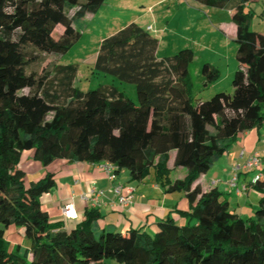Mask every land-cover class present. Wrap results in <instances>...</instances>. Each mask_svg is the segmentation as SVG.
<instances>
[{"label":"trees","instance_id":"trees-1","mask_svg":"<svg viewBox=\"0 0 264 264\" xmlns=\"http://www.w3.org/2000/svg\"><path fill=\"white\" fill-rule=\"evenodd\" d=\"M192 1L233 11L238 68L232 93L195 99L193 51L158 59V40L130 23L101 41L93 70L133 85L134 102L111 85L80 91L76 65H54L51 76L26 73L38 61L34 51L66 53L80 37L74 22L95 14L105 0H0V264H264V197L243 220L216 189L192 188L238 134L264 125V35L249 29L246 8L253 0ZM200 73L205 86L220 76L208 63ZM172 152V168L186 173L181 180H169ZM26 153L43 168L56 160L108 163L115 175L127 171L131 182L152 172L166 192L184 193V222L158 221L152 235L121 232L100 228L99 212L88 209L81 220H64L75 223L64 229L40 204L54 177L26 183L20 167ZM252 187L264 194V180ZM9 228L29 245L11 246Z\"/></svg>","mask_w":264,"mask_h":264},{"label":"crops","instance_id":"crops-1","mask_svg":"<svg viewBox=\"0 0 264 264\" xmlns=\"http://www.w3.org/2000/svg\"><path fill=\"white\" fill-rule=\"evenodd\" d=\"M177 1L181 0H150L151 5L148 8V12L150 13V20L152 23H146L143 29L146 30L150 27L151 31H154L152 25L155 24V20L157 18L155 16V12H152L151 8H156L165 2H168L170 5L177 8V11L175 12H181L180 15L183 17L186 16L188 19L189 12L192 11L185 10L182 8L181 4H178ZM184 2V5H187L188 7L189 3L187 1ZM208 9L210 15L215 14L214 10L221 11L213 8ZM232 13V10H227L224 14H220V12L219 14L216 13L215 15L217 17H215V19L217 21L215 22L217 30L219 31L217 32L220 37L219 39L226 43L221 44V49H233V45H236L237 51V44L235 42L236 27L231 22ZM175 16L176 14L172 17L174 18ZM166 24L165 30L167 32L169 23L167 22ZM233 42L235 44H232ZM160 45V41H158L156 51V57L158 59L159 57L157 54L160 49ZM199 45L203 48V50L205 49V51L207 48L212 50V44ZM235 59L237 62L236 54ZM222 60L223 61H219L220 63H212L213 61L211 59L204 61V63L210 64L219 71L220 76L215 82L207 86L204 85L205 87H214V90H216L214 92L217 93L219 90H223L227 87L232 90V77L238 68V62L236 67H232L233 69H231L226 57ZM226 81L229 82L226 83ZM222 82H224V87H220ZM254 154L259 156L261 162L260 170L264 172V125H262L258 130L252 129L238 134L232 147L222 155V157L206 174L201 175L197 179L192 188L198 185L204 192L216 189L221 194L220 200L227 203L228 209L231 213L237 215L243 220L251 218L257 208L259 199L264 197V194L256 191V189L252 187V180L256 175V171L239 172L237 187H246V191L241 195H237L235 193V189L229 185V181L232 176V165H242ZM23 161L25 164L29 161H33L31 154H24ZM172 161L173 152L170 153L168 163V167L170 168L169 180L174 181L183 179L186 174L185 170L182 168L173 169ZM22 163L20 164L21 169L23 166ZM104 164L105 163L89 164L68 160H56L45 168L40 166H36V168L35 166L31 167L33 168V172L40 174L41 178L47 173L52 174L54 177V189H52L50 193L40 197L41 209L47 213L50 222H62L64 229H69L73 224H75L73 222H65L63 220L61 208L65 204H73L80 216V220L82 219V215L85 210L96 209L100 214V219L98 220V226L100 228L113 226L121 232L133 229L152 235L156 232V223L158 221L171 218L174 222L180 224L184 222V219L179 216L180 212L183 213L188 211V203L183 192H166L163 187L155 183L152 172H150V175L140 182H131L127 171H121L118 175H116L114 181H110L108 177L110 172H106L104 170ZM117 184L126 186L133 190V202L127 208L119 207L117 199L112 193V187ZM93 188L101 193L99 201L95 206H92L90 202H84L82 200V197L88 195ZM10 230H12V234L15 233L13 228H9L8 232H10Z\"/></svg>","mask_w":264,"mask_h":264},{"label":"rangeland","instance_id":"rangeland-1","mask_svg":"<svg viewBox=\"0 0 264 264\" xmlns=\"http://www.w3.org/2000/svg\"><path fill=\"white\" fill-rule=\"evenodd\" d=\"M184 1L189 3L188 7L184 5ZM177 2L185 10L192 11L189 12V18L187 19L186 16H181V12H175L177 8L165 2L156 8H151L157 18L155 24L152 25L156 32L151 31L149 33L160 41L161 45L157 54L159 59L170 57L182 49H190L193 51L194 60L189 65V73L193 83V95L197 100L206 101L217 92H214L216 91L214 87L204 86V78L200 73L204 61L211 59L213 61L212 63H220L219 61H223L222 59L226 57L231 69L237 65L235 59L236 45H233V49H221V44L226 43L219 39L220 37L217 33L219 31L217 30L215 22L217 21L215 19L217 17L215 15L216 13L219 14L220 12V14H224L229 9H223L224 11L214 10L215 14L210 15L208 8L196 5L191 0ZM150 5V0H105L104 4L95 14H88L84 19L74 22V28L80 33V37L66 53L54 56L34 51L38 55V61L31 64L27 68L26 73H33L39 77L51 76L54 65H76L78 71L74 86L80 91L87 92L97 89L100 85H111L135 102L136 93L133 85L122 83L110 75L95 73L93 63L103 39L113 35L130 23H135L141 28L145 27L148 22L152 23L150 13L148 12ZM246 10L252 15L249 22V29L264 34V5L258 1H251ZM175 14L176 16L173 18L172 16ZM167 22L169 23V28L166 32L165 27ZM59 35L60 29L56 28L53 34L54 39H57ZM199 44H212V50L207 48L206 52ZM232 44L235 43L233 42ZM228 82L226 81V83ZM220 87H224V82L221 83ZM227 89L228 87L219 90V92L231 93V88ZM27 92L28 90L22 91L23 94ZM22 164V169L26 174V183L35 182L41 178L40 174L33 172V168H31L40 166L37 162L29 161L25 164L23 161ZM11 231L7 235V241L11 246L21 245L22 248H26L29 245L28 240L21 238L15 233L12 234ZM105 264L114 263L106 260Z\"/></svg>","mask_w":264,"mask_h":264},{"label":"built area","instance_id":"built-area-1","mask_svg":"<svg viewBox=\"0 0 264 264\" xmlns=\"http://www.w3.org/2000/svg\"><path fill=\"white\" fill-rule=\"evenodd\" d=\"M146 31H151V28L148 27ZM261 162L260 158L257 154L252 155L250 158H248L242 165L240 164H234L232 165V176L229 181V185L235 189V193L237 195H241L246 191V187L242 186L241 188L237 187V180H238V174L240 171H256V175L254 176L252 180V184L256 183L259 180H264V172L260 170ZM103 168L106 172H110L108 177L110 181L115 180V173L114 169L115 167L111 164L105 163L103 165ZM112 193L117 199V204L121 208H127L129 207L133 202V190L131 188H128L126 186L122 185H114L112 187ZM101 196V193L98 192L96 189H92L88 195H85L82 197V200L84 202H90L92 206H95L99 198ZM61 214L63 217V220L65 221H75L78 219V213L73 204H65L61 208Z\"/></svg>","mask_w":264,"mask_h":264}]
</instances>
